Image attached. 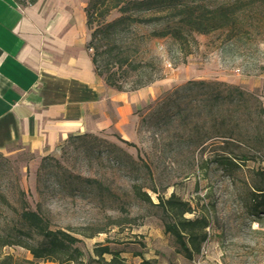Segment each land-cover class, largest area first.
I'll list each match as a JSON object with an SVG mask.
<instances>
[{"label": "rangeland", "instance_id": "374dc122", "mask_svg": "<svg viewBox=\"0 0 264 264\" xmlns=\"http://www.w3.org/2000/svg\"><path fill=\"white\" fill-rule=\"evenodd\" d=\"M220 1L179 0L175 12ZM130 12L97 43L94 70L103 81L116 71L124 91L106 84L115 92L145 88L148 96L107 128L69 137L51 153L18 146L0 152V264H58L35 260L15 243L41 242L18 215L22 209L78 238L85 257L108 241L128 264H264V213L250 211L251 187L264 186V35L230 39L224 30L183 28L180 39L155 37L151 12ZM119 16L112 10L106 20ZM178 18L168 13L172 26ZM118 62L128 73L116 70ZM233 154L236 166L228 164ZM172 193L195 209L186 217L202 210L208 221L191 260L164 231L170 218L152 205ZM3 240L14 243L1 246Z\"/></svg>", "mask_w": 264, "mask_h": 264}, {"label": "crops", "instance_id": "0c3cea01", "mask_svg": "<svg viewBox=\"0 0 264 264\" xmlns=\"http://www.w3.org/2000/svg\"><path fill=\"white\" fill-rule=\"evenodd\" d=\"M87 0H0V152L42 156L107 128L148 96L115 92L88 52ZM125 99V101H124Z\"/></svg>", "mask_w": 264, "mask_h": 264}, {"label": "trees", "instance_id": "16d2710c", "mask_svg": "<svg viewBox=\"0 0 264 264\" xmlns=\"http://www.w3.org/2000/svg\"><path fill=\"white\" fill-rule=\"evenodd\" d=\"M179 0H88L84 8L86 25L90 31L88 47H93L95 52L91 61L96 69L97 58L100 55L98 42H101L103 34L114 29L131 19L130 8L136 10H147L151 12L148 21L159 23V29L153 32L155 37L170 36L180 39L183 28H188L191 33L206 34L212 31L224 30L230 39L250 38L264 35V0H221L216 5L209 7L200 4L198 10L186 8V10L175 12ZM130 7V8H129ZM112 10H117L120 16L111 21L107 17ZM179 16L177 25H171L167 20L171 12ZM174 11V12H173ZM134 21V20H131ZM124 63V62H123ZM122 62L116 64V70H123L128 73L129 68H124ZM97 75H103L102 72ZM116 71L107 72L104 82L117 91H124L123 83L117 82ZM153 79L137 81L132 90L145 87L152 83ZM81 135H77L79 137ZM73 137V136H70ZM238 157L233 154L228 158L230 166H236ZM243 159V158H242ZM245 159V158H244ZM264 177V173L261 172ZM137 195L143 197L149 203L150 198L146 192L137 190ZM157 203L152 204L158 207L163 216L170 220H164V231L170 233L178 245V251L188 260L200 251L201 243L206 239L205 228L208 225L206 215L202 210H197L192 218L186 214H194L195 209L189 202L183 201L171 194L168 198L157 195ZM252 202L251 212L259 215L264 213V186H252L250 190ZM19 216L30 226L36 229L41 237V242L32 245L27 242H15L27 249L35 260L51 261L58 264H128L121 254L112 251L106 244L96 245L93 253L86 257L82 250L75 245L80 240L62 230H51L46 225V220L40 217L36 211L22 209L17 212ZM9 240H3L1 246L13 244ZM109 254L110 260H105L104 255ZM7 262L5 264H9ZM144 263V262H142Z\"/></svg>", "mask_w": 264, "mask_h": 264}]
</instances>
